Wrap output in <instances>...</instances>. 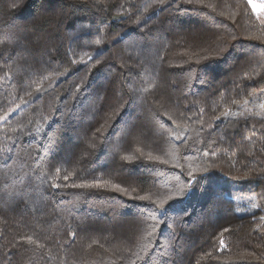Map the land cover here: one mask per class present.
Here are the masks:
<instances>
[{
    "label": "trees",
    "instance_id": "1",
    "mask_svg": "<svg viewBox=\"0 0 264 264\" xmlns=\"http://www.w3.org/2000/svg\"><path fill=\"white\" fill-rule=\"evenodd\" d=\"M262 21L0 0V264H264Z\"/></svg>",
    "mask_w": 264,
    "mask_h": 264
},
{
    "label": "rangeland",
    "instance_id": "2",
    "mask_svg": "<svg viewBox=\"0 0 264 264\" xmlns=\"http://www.w3.org/2000/svg\"><path fill=\"white\" fill-rule=\"evenodd\" d=\"M254 13L264 20V0H248ZM2 118L1 120H3ZM0 120V121H1Z\"/></svg>",
    "mask_w": 264,
    "mask_h": 264
},
{
    "label": "snow or ice",
    "instance_id": "3",
    "mask_svg": "<svg viewBox=\"0 0 264 264\" xmlns=\"http://www.w3.org/2000/svg\"><path fill=\"white\" fill-rule=\"evenodd\" d=\"M264 22V21H262ZM179 139V137H177ZM191 175V174H190ZM67 179V177L65 178ZM55 187V185L53 186ZM183 195H187V193H184ZM141 200H147L148 198L147 197H140ZM174 197L172 196H169L167 199H164V200H160L158 202H154L155 203V207L159 209V211L163 212L165 211V206L169 204V201L173 200ZM223 241H221V245H223Z\"/></svg>",
    "mask_w": 264,
    "mask_h": 264
}]
</instances>
